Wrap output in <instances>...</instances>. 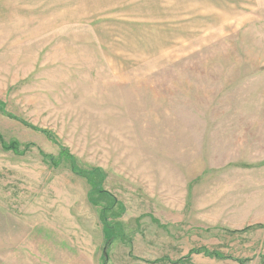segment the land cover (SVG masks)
<instances>
[{"label": "rangeland", "instance_id": "obj_1", "mask_svg": "<svg viewBox=\"0 0 264 264\" xmlns=\"http://www.w3.org/2000/svg\"><path fill=\"white\" fill-rule=\"evenodd\" d=\"M0 264H264V0H0ZM167 257L170 260L155 261Z\"/></svg>", "mask_w": 264, "mask_h": 264}, {"label": "trees", "instance_id": "obj_2", "mask_svg": "<svg viewBox=\"0 0 264 264\" xmlns=\"http://www.w3.org/2000/svg\"><path fill=\"white\" fill-rule=\"evenodd\" d=\"M0 108L3 113L9 115L10 117L18 119L21 123H23L25 126L31 127L32 129L36 131H40L43 133L47 139L49 140H56V137L54 136L53 132L47 129H41L37 128L23 119H20L4 110V103L0 102ZM0 146L5 151H11L14 154L21 155L26 150H28L33 144L31 143H24L21 144L16 140L11 141H5L0 135ZM39 153L42 156V159L48 163L50 166L56 167L60 163H64L68 166L69 170L81 177H84L87 181V183L90 186V189L88 190L87 196L90 203L93 205L99 206V217L101 219L102 223V229L105 236V242L102 246V261L101 264H107L108 263V252H109V243L111 242L113 238L119 235L120 239L124 238V232H123V224L120 223V221H108V216H112L114 218L119 217L123 211L124 207L123 204L118 201L110 192L104 189L102 186L103 181L106 177L105 171L98 167V166H91V167H82L78 163L77 158L71 154L70 150L67 147L60 146L59 152L56 156L48 153H44L42 151H39ZM264 227V224H251L246 225L241 229H225L222 228L224 231L236 234V233H242L247 230L253 229V228H260ZM193 253H201L204 256L213 257L217 259H233L237 261L239 264H245L246 261L239 258L231 257L230 255H225L224 253H221L217 250H211L207 247H200V248H192L188 254L178 260L173 261V263H181V262H189L190 256ZM170 259L167 257H161L158 259H155V261H162Z\"/></svg>", "mask_w": 264, "mask_h": 264}]
</instances>
